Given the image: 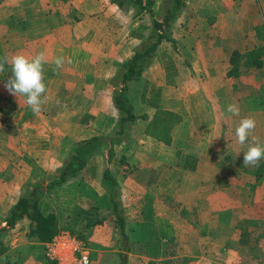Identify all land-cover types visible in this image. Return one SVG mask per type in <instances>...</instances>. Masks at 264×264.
Segmentation results:
<instances>
[{
    "label": "crops",
    "instance_id": "1",
    "mask_svg": "<svg viewBox=\"0 0 264 264\" xmlns=\"http://www.w3.org/2000/svg\"><path fill=\"white\" fill-rule=\"evenodd\" d=\"M153 1L154 10L166 2ZM130 8L111 0H0V56L34 57L43 51L48 57L47 103L34 113L21 96V110L9 112L17 116V127L40 135L48 123L45 117L52 122L64 118L68 127L76 125L73 118L83 116L87 123L78 137L85 139L110 133L118 125L121 113L113 101L117 86L112 78L121 62L145 45V38L134 31L147 37L153 29L151 13L135 15ZM161 13L163 20L166 13ZM171 22L175 43L162 40L140 76L128 82L139 118L130 126L129 137L115 144L116 155L110 161L118 181L115 196L125 211L130 249L124 257L128 264L179 255L189 256L191 264H264V159L258 167H245L243 152L252 139L241 145L235 136L239 121L251 117L256 121L252 136L264 143V55L259 65L241 59V72L230 73L234 50L247 54L264 48V0H185ZM61 55L64 65L54 71L53 61ZM10 72L6 64L0 87ZM232 103L239 107L238 116L226 112ZM158 107L178 118L170 141L148 131ZM95 122L96 126L88 125ZM9 126L0 121V226L27 188L17 187L15 178L10 182L9 166L22 161L16 146L3 141ZM49 144L32 141L28 152L38 157L40 150H51ZM105 165L90 157L87 167L97 173L90 170L89 177L81 172L50 194L62 192L64 206L81 215L107 209L115 222L107 204ZM79 181L83 184L75 187ZM10 197L16 199L9 203ZM20 224L28 226L20 229ZM29 225L30 219L24 218L9 230L13 238L0 258L28 244ZM69 225L82 229L83 222L70 218ZM84 233L87 244L93 243L90 264H122L118 233L113 244L108 238L111 246L89 241ZM33 242L36 250L40 248L34 259L42 258L36 264H55L44 256L45 241ZM172 250L176 254L170 255Z\"/></svg>",
    "mask_w": 264,
    "mask_h": 264
},
{
    "label": "trees",
    "instance_id": "2",
    "mask_svg": "<svg viewBox=\"0 0 264 264\" xmlns=\"http://www.w3.org/2000/svg\"><path fill=\"white\" fill-rule=\"evenodd\" d=\"M111 1L124 9L133 7L135 15H138L143 11H147L153 15V31L147 37L145 34L134 31L136 35L145 38V47L137 48L130 58L122 61L119 71L112 78V83L117 86L113 101L121 113L120 129L113 133L93 135L89 138L75 141L68 150L67 155L65 156V161L57 166L56 171L53 174L47 179L35 180L28 184L25 193L20 195L15 204L6 214V224L0 226V256L3 251L7 250L9 247V244H4L5 241L2 236L4 233H8L9 230L15 227L16 224L24 218L30 219L29 230L26 234L28 244L18 245L10 251V254L5 258L6 263L12 262V258H10L12 254H17V260H21V254H29L31 250L36 247L35 244H32L34 243L33 241H47L60 227H62L59 226L60 217L57 210H41V201L44 197L49 196L53 190L64 185L70 178L86 171L88 159L101 149L106 158L104 186L110 194L107 204L110 205L116 215L115 222L117 224V233L120 235L123 243L122 247L124 249L122 251V264H128L127 257H124L125 251L130 249L126 230L125 211L122 207L121 198L119 199L115 196L118 181L112 173L110 161L115 156V144L120 143L129 137L126 129H128L129 132L130 126L139 118V115L134 112L129 97L128 82L130 79L140 76L146 64V59L150 58V55L156 50L162 40L168 39L175 43L176 40L171 34V20L173 17L177 16L180 9L184 7L185 0H166V2L160 7V9H162L160 12L164 11L166 13L163 20H161V15H158V10H154L153 8V0ZM242 55L243 54L239 50H234L230 58V61L234 64L233 68L230 70L231 74L238 73ZM263 55L264 48L256 47L247 52L245 62L248 63V65H259L262 62ZM145 116L146 115L143 117ZM177 119L178 118L171 114L170 111L158 107L155 118L147 125L148 131L159 139L170 141V129ZM102 220L96 215L88 221V224L94 225ZM77 234L81 237L83 236V233ZM169 253L170 255L176 254L173 250L169 251ZM191 262L192 259L189 256L179 255L177 257H170L161 260L150 259L144 264H191Z\"/></svg>",
    "mask_w": 264,
    "mask_h": 264
},
{
    "label": "rangeland",
    "instance_id": "3",
    "mask_svg": "<svg viewBox=\"0 0 264 264\" xmlns=\"http://www.w3.org/2000/svg\"><path fill=\"white\" fill-rule=\"evenodd\" d=\"M130 9H132V13H133L134 8L132 7ZM160 10H162V9H158V12H157L159 16L162 15ZM149 15H150V13H149ZM163 15H164V13H163ZM150 18H153V17L150 15ZM151 26L153 28V20H151ZM152 31H153V29H152ZM171 34H172V30H171ZM144 47L145 46H143V47L140 46L139 48H144ZM245 56H246V53H243L242 60H245ZM246 71L253 73V70H246ZM238 72H241V69H239ZM262 74L264 75V70H263ZM0 90H1L0 91L1 92V95H0V111H1L0 121L4 125H9L10 123L11 124L15 123V127L11 128L12 125H10L8 127V129H10V130H8V132H4L8 136H4L3 141L4 142L7 141L6 143L14 144L16 146V148L18 149V155H16V156H19L21 161H22V163H20L19 166L13 165V164L9 166L8 169H9V175H10L9 176L10 182H11L12 178H15L14 181H15L17 187L23 186L24 188H26L28 186V184L31 183L32 181L39 180V179H47L51 174H53L56 171L57 166H59L60 164H62L65 161V158H66L65 156L67 155V152L71 148L73 143L80 139L79 137L81 136V134H83V133H80V131L82 129H84V126L86 125L87 121L85 119H83L84 118L83 116H77V117L73 118V122H77L76 125H75V123H73L67 127V124L65 121L66 119H64V118L63 119L57 118L56 121L52 122L53 118H52V120H49L50 118L45 117V120L48 121V123H46V127L44 129H42L45 131H43L40 135H30V134L24 132L21 128L17 127V125H18L17 124V122H18L17 116L15 114L9 113L13 109L14 110L19 109V111L21 110L22 104H20V103H22L23 98L18 97V99H17L16 96L10 94L5 89L4 85H2L0 87ZM8 101L10 102L9 105H7ZM15 113H16V111H15ZM120 118H121V115H120ZM68 121H70V120H68ZM49 123H50V126H49ZM88 123H89V121H88ZM95 124H96V122L94 124L90 123L88 125L89 126H96ZM119 125H120V120L118 122V125H116L117 128L115 127L116 129L115 128L112 129V131L110 133H113V132L119 130L120 129ZM126 131H127V135H128V129H126ZM5 139H6V141H5ZM32 141H35L37 144H41L42 142L50 143L49 145H51L52 148L50 151L49 150H47V151L40 150V152L37 155L39 158L32 156V155H31L32 156L31 157L30 153L28 152V148H30L29 145H31ZM23 143L25 145H23ZM117 145H118V143H117ZM58 146H60V147H58ZM119 154H120V152H119ZM10 155H12V152H10ZM115 155H116V150H115ZM91 157H95L96 159L97 158L102 159V162L104 160V162L106 164L105 154L102 153L101 149L98 150L97 152H95ZM90 170H92L94 174L97 173L96 168L90 169V167H87V170L84 171L83 173H85L87 176L90 177V175H89V174H91ZM17 172L22 174V175L17 176L16 175ZM91 182H93V184H94V181H91ZM82 184L83 183L81 181H79L78 185H75V187H77V186L80 187ZM16 185L14 187H16ZM94 187H95V184H94ZM64 197H65V195L62 192L58 193V191H57V194L55 193V196H52L50 194L49 196L44 197L41 201V210H43V211H49L52 209L57 210L59 217H60V225L59 226H62V227L63 226H69V227L71 226V225H69L70 218H73V219L78 220L80 222L82 221L83 222L82 229H75L74 228V230L78 231L80 233H84V229H86L87 232H85L84 234L88 235L87 237H88L89 241L99 243V244H109L110 241L108 240V238L111 240L110 244L111 243L113 244L114 240L116 241V236H117L116 225L117 224H115V222L113 221L114 218L112 219V215H111L112 213H107V211H109V210H107V209L102 210L101 209L100 211H98V213H90L89 215L88 214L86 215L85 213H83V215H81V213L79 214V212H77L75 210H71L69 207L67 208L66 206H64L66 204L65 202H63ZM14 199H16V198L10 197L9 203H11V201ZM77 214H79V216ZM96 215L103 217L104 221L97 222L96 224L91 225L90 229H88L87 225H86L88 220H90L91 218H93ZM19 226H21L20 229H24L28 225L27 224H20ZM71 228H73V227L71 226ZM14 231H16V230H14ZM90 236H92L93 238H91ZM3 238L5 239L4 244L8 245V244H10L13 237H10V233H4ZM103 238H105V240L101 241ZM118 241H119V239L117 240V242ZM110 244H109V246H111ZM90 246H93V243H91ZM44 247L45 246L42 247L43 248L42 251L44 250ZM104 247H108V246L106 245ZM112 247H114V245H112ZM126 252H127V254H129L128 250ZM29 254H31V256L29 258L24 257V255L21 254V257H20L21 260H17L18 259L17 254H12L10 257V258H12L11 263H9V262L6 263V260L4 257H3L4 259L0 258V264H19V263L20 264H36L39 261H41L40 259H42V258L34 259V257L35 258L39 257V254H40V248L39 247L37 248V250H36V248L32 249ZM130 256L133 257V254H131ZM132 257H131V259H132ZM13 260H14V262H13ZM130 264H133V263L131 262ZM135 264H140V261L135 263Z\"/></svg>",
    "mask_w": 264,
    "mask_h": 264
},
{
    "label": "clouds",
    "instance_id": "4",
    "mask_svg": "<svg viewBox=\"0 0 264 264\" xmlns=\"http://www.w3.org/2000/svg\"><path fill=\"white\" fill-rule=\"evenodd\" d=\"M48 63V57L41 51L34 57L17 53L15 55L0 56V74L5 72V65H10L11 75L4 82L5 89L12 95L25 97L26 104L34 113H39L42 106L47 103L46 84H45V65ZM54 71H58L64 65V57L58 56L54 59ZM59 103V101H57ZM237 104H228L226 112L233 116L239 115ZM256 128V121L251 117L242 118L235 129V136L239 144L244 145L251 137L252 143L243 152V165L245 167H258L264 159V143H260L258 138L252 136Z\"/></svg>",
    "mask_w": 264,
    "mask_h": 264
},
{
    "label": "built area",
    "instance_id": "5",
    "mask_svg": "<svg viewBox=\"0 0 264 264\" xmlns=\"http://www.w3.org/2000/svg\"><path fill=\"white\" fill-rule=\"evenodd\" d=\"M45 256L55 264H90L91 248L76 232L60 227L44 243Z\"/></svg>",
    "mask_w": 264,
    "mask_h": 264
}]
</instances>
